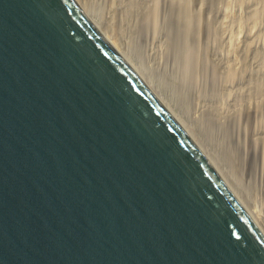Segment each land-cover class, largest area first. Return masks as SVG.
<instances>
[{"label":"water","instance_id":"water-1","mask_svg":"<svg viewBox=\"0 0 264 264\" xmlns=\"http://www.w3.org/2000/svg\"><path fill=\"white\" fill-rule=\"evenodd\" d=\"M0 264H264V222L82 0H0Z\"/></svg>","mask_w":264,"mask_h":264},{"label":"bare ground","instance_id":"bare-ground-1","mask_svg":"<svg viewBox=\"0 0 264 264\" xmlns=\"http://www.w3.org/2000/svg\"><path fill=\"white\" fill-rule=\"evenodd\" d=\"M82 1L94 14L96 20L101 25H105L104 27L106 31L108 33L110 32V34H112V36H114L122 46L129 50L128 53H130V56L133 55L134 58L139 60L138 63H141V65L145 67V70L144 67L143 69L141 68L143 74L147 71L148 76L150 75V77H153L154 80L157 78L156 81L159 86L156 87L157 91L159 88L161 92L166 94L167 97L171 99L170 101L173 103L175 102V105L183 113V117L192 126L204 143H206L218 163L229 175L239 194L243 195V200L246 199L247 203L258 211L259 216L264 222V148L261 152L255 149V152L252 153L253 156H247L248 161L246 162V159H242V155L236 145L237 142L235 143L233 140V136L236 135L232 136V129L235 126H233V123L238 116H241L244 113L252 114L251 112L258 114L259 112L257 111L260 109L263 111V114L261 113L262 115H260L264 118V41H258L256 35L253 34L255 35L254 37L258 41L257 42L253 35L246 32L243 24L244 22L242 20H235L229 9L220 10L221 8L219 7V9L215 2V5L211 4V12L210 10L209 12L213 19L212 21L214 26H216V28H214L221 36L219 40L221 41L220 47H222V49H219L222 50L221 53H224L225 51L227 54V60H231L230 65L233 64L230 69L234 74V78L236 79L237 75L240 80L235 83V79L232 80L233 75L230 70V74L232 75L231 80L234 81L233 83L235 85L225 83L221 92L219 91L216 94V91L212 93L214 90L211 92L206 90L209 92L207 93L205 91V89L208 88L206 87V82L201 81V79L198 78V83L194 86L196 89L192 90V88H187L180 78L181 75L178 72L177 64H175L177 51H173V53H175L173 54L169 49L171 45L169 48L166 46L167 43L171 42L166 43V41H164L165 38L163 39L164 35H160L158 30H154L150 34L147 29L145 30L144 26L143 29L146 33H144L143 30L141 31L142 27L140 24L145 21H140L139 18H141L145 10L141 12L140 3L142 2L140 0ZM154 1L152 2L154 3ZM184 1L182 0V2ZM189 1L188 3H190ZM195 1H198L200 4H204L205 2V0ZM166 2H168V0ZM209 2L207 1L208 4ZM186 3L187 2L185 1L184 4ZM157 4L159 5V2L155 5L157 6ZM205 5L206 2L204 6ZM184 6L185 5H183V7ZM204 6L202 5V7ZM185 9H183V11H185ZM153 10L155 12V9ZM146 13L147 12L144 14L147 15ZM184 13L185 12H183V14ZM200 13L201 11L198 14ZM201 14L200 16H203V13ZM145 19L147 18H144L143 16V20ZM157 19L158 17L155 18V22L153 24L154 29L159 27L156 22ZM169 52L173 54V56L176 55V57L174 58L172 55L170 56ZM216 52V55H219L218 52L220 51ZM221 56L219 58H221ZM224 65L227 66L228 64ZM230 65H228V67ZM225 68L228 70L227 67ZM230 74L228 71V76ZM234 86H236L235 91ZM172 87L176 90H173ZM235 92L238 93L239 99L235 95ZM246 126L248 128V125ZM259 134L260 133L258 132L253 139L255 148L257 146L259 147L261 143L264 145V134ZM236 140L237 138L235 141ZM250 140L251 139H249V141ZM240 141L238 142L239 144L241 143ZM239 149L241 150L242 148ZM250 151H252V149L249 150V154ZM246 153L247 152H245V154Z\"/></svg>","mask_w":264,"mask_h":264},{"label":"rangeland","instance_id":"rangeland-1","mask_svg":"<svg viewBox=\"0 0 264 264\" xmlns=\"http://www.w3.org/2000/svg\"><path fill=\"white\" fill-rule=\"evenodd\" d=\"M140 1L142 2V3H140L141 12L144 10H145L144 13L147 12L146 13L147 15H145L143 13L141 18H139L140 21H145V22H142L140 24L142 27L141 31L143 30L144 33H146L145 30L147 29V31L151 34L154 30H158L160 35L161 34L164 35L163 39L165 38L164 41H166V43L167 42L173 43V44L167 43L166 46H167V48H169L171 45V47L169 49H170L171 53H173V51L174 52L177 51L176 52L177 57H176V55L173 56V54H175V53L171 54L169 52L170 56L172 55V57L177 58L175 64H177L178 72L181 75L180 78L182 79L184 85L187 88H192V90L196 89L194 86L197 85V83H198L197 79L198 78H200L201 81L206 82V84H207L206 87H208V88H206L205 91L208 90L211 92L214 90L212 93H214L216 91V94L219 91L221 92V89L225 83H227V84L230 83V85H235L233 83L234 81H232L235 79L234 74H233L232 70L230 69L231 65H233V64L230 65L231 60H227V54L225 53L224 50H223L224 53L223 52H222L223 54L221 53L222 47H220L221 41L219 40L221 38V36H220V34H218V31L215 29L216 26H214L213 21H212L213 19L210 15L212 5H215V3H216L217 7L221 8V9L219 8L220 10L229 9L231 11V13L233 14V18L235 20H242L244 22L243 24L245 26L246 32H249L251 35L255 34L258 41H260V40L264 41V0H215V1L214 0H205V2H206L205 6H204L205 2H204V4H200L198 1H195V0H193V1L188 0L190 3H188V1L185 0L188 3V5H187V3L184 4L185 3L184 0H183L184 2H182V0L181 1L180 0H177V1L176 0H168V2H166L167 0H155V1L152 0V1H154V3L150 0H148V1L147 0H140ZM207 1L208 2L211 1V2H209V4H208ZM158 2H159V5L157 4V6H156L155 4ZM169 3H170V5H169ZM194 3H197V4H194ZM183 5H185L184 7L186 9L183 7ZM202 5L204 7H202ZM181 7H182V9H181ZM153 9H155V12ZM183 9H185V11H183ZM181 10L185 13L187 11V13L183 14V12ZM209 10H210V12H209ZM198 11L199 12L201 11V13H203V16H200L201 13L198 14L199 13ZM182 14H183V16H182ZM155 15H156V17H158L156 22L158 23L157 25H159V27L154 29L153 24H154L155 18H156ZM187 15H188V17H187ZM143 16H144V18L146 17L147 19L143 20ZM201 17H203V18H201ZM144 23H146V24H144ZM144 26H145V30L143 29ZM217 34L219 35V38H218ZM255 35H253V37ZM256 38H255V40H256ZM260 38H262V39H260ZM166 39H168L169 41ZM219 48H221V49H219ZM126 51L128 52L129 50L126 49ZM216 51H220V52H218V54L220 56L221 55H225V56H221V58H219L220 56L216 55L217 54ZM213 52H215V53H213ZM131 57L134 60H136L135 61L136 63L139 62V60L134 58L133 55H131ZM223 57H225V58H223ZM224 59H226V60H224ZM228 59H230V58H228ZM227 61H229V62H227ZM225 62H227V63H225ZM224 64H226V65L228 64L230 66L228 67V65L225 66ZM138 65L140 68L143 69L144 66H142L141 63L140 64L138 63ZM225 67H227L228 70H226ZM144 70H145V67H144ZM230 70H231V73L233 75V78L231 77L232 75L230 74ZM228 71L230 74L229 76H228ZM144 73H145L144 76L147 79L149 78V81L153 79L150 82H152V85L156 88L158 86L157 81H156L157 78L154 80L153 77H150V75L149 76L147 75L148 74L147 71H145ZM237 77L238 76L236 75L235 83L239 82L238 80H240L239 77H238V79H237ZM231 78H232V80H231ZM200 85H201V83H200ZM235 88H236V86H234V91L236 90ZM173 90H176V89L173 88ZM208 91H206V92L209 93ZM158 92H160L163 95V97L165 98V100L179 114H181L183 116V113L175 105V102L173 103L172 101H170L171 99H169V97H167L166 94L161 92L159 90V88H158ZM235 95L237 96V98L239 97L237 92H235ZM257 112H259V113L258 114H256L255 112H251L252 114L244 113L241 116H238L233 123V126L235 125L234 127H236V128L233 127V129H235V130L232 129V132H233L232 136L233 135L238 136V134H239L238 137L233 136V138H234L233 140L235 143L236 142L238 143L241 140L240 141L241 143L240 144L238 143L239 145L236 143V145L238 146V150H239L240 154L242 155V159L243 160L246 159L245 160L246 162L248 161L247 156H249V155L253 156L252 153L255 152V149L257 151L259 150L261 152V150L263 151V148H264V145L262 143L259 145V147L257 146L256 148H255V144L253 143V139H254L255 135L258 134V132L260 134H264V118H262L263 116H261L263 114V111L259 109ZM259 120H261V121H259ZM235 123H237V124H235ZM246 125H248L249 129L247 128ZM251 129L253 132L251 131ZM260 130H261V132H260ZM262 130H263V132H262ZM236 138H237V140L235 141ZM248 138L251 140L249 141ZM204 144L206 145V143H204ZM206 147H207V145H206ZM239 148H242V149L240 150ZM250 149H252V151H250V154H249ZM245 152H247V153L245 154ZM240 195L243 198V195L242 194H240ZM244 201H246V199H244Z\"/></svg>","mask_w":264,"mask_h":264}]
</instances>
